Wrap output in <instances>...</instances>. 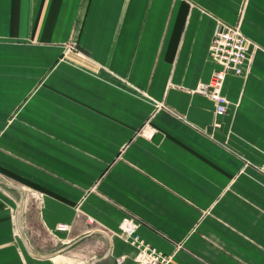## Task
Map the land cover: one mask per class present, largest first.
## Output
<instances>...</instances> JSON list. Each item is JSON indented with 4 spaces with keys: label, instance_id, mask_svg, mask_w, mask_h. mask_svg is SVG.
Masks as SVG:
<instances>
[{
    "label": "crops",
    "instance_id": "1",
    "mask_svg": "<svg viewBox=\"0 0 264 264\" xmlns=\"http://www.w3.org/2000/svg\"><path fill=\"white\" fill-rule=\"evenodd\" d=\"M218 20L250 44L216 117ZM33 216L98 264H139L125 219L163 264H264V0H0V264L86 262Z\"/></svg>",
    "mask_w": 264,
    "mask_h": 264
},
{
    "label": "built area",
    "instance_id": "2",
    "mask_svg": "<svg viewBox=\"0 0 264 264\" xmlns=\"http://www.w3.org/2000/svg\"><path fill=\"white\" fill-rule=\"evenodd\" d=\"M249 40L242 34L239 25H230L218 20L212 35L209 46V58L218 66L214 70L210 80L207 83L197 85L195 92L209 98L213 104V112L216 117L226 112L227 100L221 94L223 82L226 74L231 72L234 75H241L244 68L248 67L249 59L247 58ZM69 49H72L69 47ZM59 232H67L69 227L59 224L56 227ZM122 232L131 237L134 242L140 246V253L137 258L139 264H163L161 258L154 250L142 246L138 237L134 234L135 225L125 219L121 224ZM121 263L120 261L118 262Z\"/></svg>",
    "mask_w": 264,
    "mask_h": 264
},
{
    "label": "rangeland",
    "instance_id": "3",
    "mask_svg": "<svg viewBox=\"0 0 264 264\" xmlns=\"http://www.w3.org/2000/svg\"><path fill=\"white\" fill-rule=\"evenodd\" d=\"M32 223L33 233L29 236L30 240H26V243L29 248L38 255L55 257L63 254L65 257L73 261L78 258L85 259L86 262L83 264H98L99 262L105 261L104 259L107 258L104 254L106 252L104 245V252H102V249L96 248V242L94 241L93 235L98 233H90V236L87 237L89 238L88 241L82 242V240H84L82 239L63 249L62 247H59L58 244H55L41 229L34 216L32 218Z\"/></svg>",
    "mask_w": 264,
    "mask_h": 264
}]
</instances>
